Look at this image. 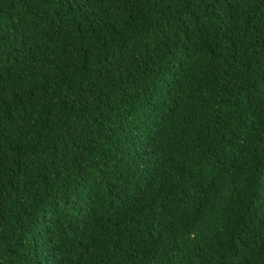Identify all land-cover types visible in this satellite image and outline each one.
<instances>
[{
  "label": "trees",
  "instance_id": "16d2710c",
  "mask_svg": "<svg viewBox=\"0 0 264 264\" xmlns=\"http://www.w3.org/2000/svg\"><path fill=\"white\" fill-rule=\"evenodd\" d=\"M0 264H264V0H0Z\"/></svg>",
  "mask_w": 264,
  "mask_h": 264
}]
</instances>
